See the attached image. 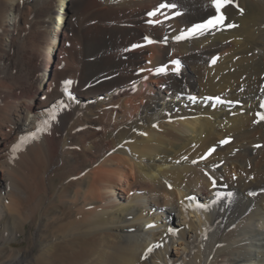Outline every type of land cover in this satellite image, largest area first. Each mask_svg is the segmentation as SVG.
<instances>
[{
    "label": "bare ground",
    "instance_id": "obj_1",
    "mask_svg": "<svg viewBox=\"0 0 264 264\" xmlns=\"http://www.w3.org/2000/svg\"><path fill=\"white\" fill-rule=\"evenodd\" d=\"M236 4L177 40L213 0H0V264H264V0Z\"/></svg>",
    "mask_w": 264,
    "mask_h": 264
},
{
    "label": "snow or ice",
    "instance_id": "obj_2",
    "mask_svg": "<svg viewBox=\"0 0 264 264\" xmlns=\"http://www.w3.org/2000/svg\"><path fill=\"white\" fill-rule=\"evenodd\" d=\"M213 4L214 7L216 9V13L217 15H214L211 19H208L205 23L203 24H198L195 25L192 29L189 30L187 36L182 34L181 36L177 37V40H183L186 39L192 35H195L197 33L199 34H203L205 31H210L212 29L217 28L218 26H225L224 25V21H225V17L223 14L220 13V10L222 7L226 6L227 4H235V6L237 8H239V5L236 4V0H213ZM162 7L165 8H170V9H175L177 7L176 4L174 3H166L163 4ZM241 14L243 13V10L240 9ZM177 15H180L181 13L177 12ZM149 15H156V12H152ZM226 27H236V25L234 24H228L226 25ZM145 40L151 44V43H155L156 41H153L151 39H149L148 37H145ZM166 42V40H165ZM133 47H140V45H134ZM176 67L173 69V71H175L177 74H179L180 68H179V61H173L172 62ZM213 63H215V60H213ZM168 71L167 67H160L156 69V74H166ZM72 82L71 81H65L66 85H70ZM65 91L67 92V88H65ZM190 99L195 100V97H190ZM54 118V117H53ZM264 118V117H262ZM155 126V125H154ZM13 152L16 151V147H13ZM213 186H215V181H213ZM229 195H231V193H229ZM249 195H255V193H249ZM172 231V230H170ZM174 234V233H173ZM151 251V249H149V252Z\"/></svg>",
    "mask_w": 264,
    "mask_h": 264
},
{
    "label": "rangeland",
    "instance_id": "obj_3",
    "mask_svg": "<svg viewBox=\"0 0 264 264\" xmlns=\"http://www.w3.org/2000/svg\"><path fill=\"white\" fill-rule=\"evenodd\" d=\"M69 10L68 9H66V10H64L63 11V16H64V20H65V18H66V21H67V19H68V17H69ZM181 68V67H180ZM216 105H214V107H215ZM155 128H156V126H154ZM183 132H186V131H183ZM189 135V134H188ZM145 137H146V135H145ZM255 148H257V145H255ZM209 149H212V148H209ZM259 191V190H258ZM258 192H255V194H257ZM261 194V193H260ZM263 204V203H262ZM169 223H173V224H176V222L172 219V218H170V219H168V224ZM262 227H264V224L260 221V222H258ZM262 223V224H261ZM177 225V224H176ZM169 228H171V227H169ZM233 228H239V225H235ZM30 230H31V226H30V224H28L27 226H26V229H25V232L23 233V234H21L11 245H8V247H13V248H15V249H19L20 251H21V253L22 252H25L24 250L26 249V247L28 246V240H27V238H28V236H29V234H30ZM172 230V229H171ZM175 230V229H174ZM174 230H172V232L174 231ZM3 248H5V246H3ZM2 249V248H1ZM0 252H1V250H0ZM23 254V253H22ZM7 259V258H6Z\"/></svg>",
    "mask_w": 264,
    "mask_h": 264
}]
</instances>
